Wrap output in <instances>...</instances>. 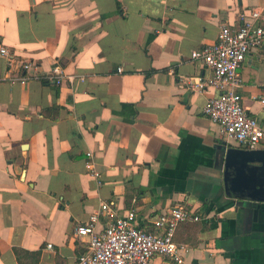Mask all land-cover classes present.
<instances>
[{"label":"crops","instance_id":"0c3cea01","mask_svg":"<svg viewBox=\"0 0 264 264\" xmlns=\"http://www.w3.org/2000/svg\"><path fill=\"white\" fill-rule=\"evenodd\" d=\"M261 7L264 0H0V46L45 78L55 63L72 78L11 80L0 55V264H76L87 238L75 228L104 202L115 216L133 209L149 231L177 204L201 215L175 232L183 264H264V172L252 169L264 162L227 161L229 149H251L203 114L218 91L181 84L211 76L192 51ZM239 73L243 106L264 129L259 50ZM254 149L264 153V139ZM87 152L99 181L85 170ZM107 221L100 216L96 229ZM151 264L174 263L157 256Z\"/></svg>","mask_w":264,"mask_h":264},{"label":"built area","instance_id":"2783aa9c","mask_svg":"<svg viewBox=\"0 0 264 264\" xmlns=\"http://www.w3.org/2000/svg\"><path fill=\"white\" fill-rule=\"evenodd\" d=\"M237 26L222 25L213 44L191 52L192 60H200L211 72L205 80L186 77L181 84L188 91H203L213 87L218 91L204 105L203 114L218 124L224 135L239 146L254 149L264 139V129L257 119L249 115L237 92L241 78L239 70L247 55L259 50L264 56V7L251 9L249 16L238 15ZM10 79L25 83L33 79L48 80L61 85L71 80L62 67L55 63L46 78L39 73L37 63L25 59L6 46H0ZM258 103L264 112V85ZM86 172L99 181L92 155L85 154ZM99 184V182H98ZM112 203H102L97 212L75 228V235L86 237V252L77 257L76 264H151L154 257H162L174 264H183L182 247L174 241V235L182 222H198L201 215L184 204L174 205L168 212L153 221V230L139 228L135 224V211L115 216ZM100 216L108 219L103 229L97 230ZM51 249V244H47Z\"/></svg>","mask_w":264,"mask_h":264},{"label":"water","instance_id":"95a60500","mask_svg":"<svg viewBox=\"0 0 264 264\" xmlns=\"http://www.w3.org/2000/svg\"><path fill=\"white\" fill-rule=\"evenodd\" d=\"M232 155H236L241 157V159L239 160L240 162H242V164H245L247 162H252V163H263L264 162V153L261 150L258 149H251V150H239V149H229L227 152V161L231 160ZM254 171H256V169H260L262 171L260 172H264V169H261L260 167H254L252 168ZM191 185L192 182L191 180H188L187 182V191L189 192L191 190ZM261 191H264V189L262 188Z\"/></svg>","mask_w":264,"mask_h":264},{"label":"trees","instance_id":"16d2710c","mask_svg":"<svg viewBox=\"0 0 264 264\" xmlns=\"http://www.w3.org/2000/svg\"><path fill=\"white\" fill-rule=\"evenodd\" d=\"M14 253L17 255V257L19 256V250L18 249H14Z\"/></svg>","mask_w":264,"mask_h":264}]
</instances>
